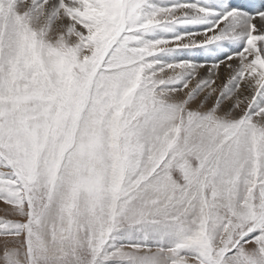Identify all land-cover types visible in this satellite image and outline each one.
I'll return each instance as SVG.
<instances>
[{
    "label": "snow or ice",
    "instance_id": "6c2138e0",
    "mask_svg": "<svg viewBox=\"0 0 264 264\" xmlns=\"http://www.w3.org/2000/svg\"><path fill=\"white\" fill-rule=\"evenodd\" d=\"M0 201V264H264V0H0Z\"/></svg>",
    "mask_w": 264,
    "mask_h": 264
},
{
    "label": "rangeland",
    "instance_id": "374dc122",
    "mask_svg": "<svg viewBox=\"0 0 264 264\" xmlns=\"http://www.w3.org/2000/svg\"><path fill=\"white\" fill-rule=\"evenodd\" d=\"M164 3H167L168 0H163ZM7 206L4 204L3 201H0V217L5 216V210H6ZM6 218H12L10 216L6 217Z\"/></svg>",
    "mask_w": 264,
    "mask_h": 264
},
{
    "label": "bare ground",
    "instance_id": "6f19581e",
    "mask_svg": "<svg viewBox=\"0 0 264 264\" xmlns=\"http://www.w3.org/2000/svg\"><path fill=\"white\" fill-rule=\"evenodd\" d=\"M188 55H192L191 53H189ZM185 58H187V57H185Z\"/></svg>",
    "mask_w": 264,
    "mask_h": 264
}]
</instances>
